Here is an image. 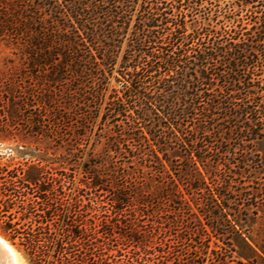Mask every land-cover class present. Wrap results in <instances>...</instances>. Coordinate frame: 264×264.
Instances as JSON below:
<instances>
[{
  "label": "trees",
  "instance_id": "trees-1",
  "mask_svg": "<svg viewBox=\"0 0 264 264\" xmlns=\"http://www.w3.org/2000/svg\"><path fill=\"white\" fill-rule=\"evenodd\" d=\"M248 3L231 1L224 9L215 4L222 24L195 25L188 32L186 18L208 9L198 0H0V40L27 55L36 80L31 85L40 89L30 94L55 112L54 124L77 126L82 105L98 107L107 99L110 114L102 118L114 123L115 142L136 145L155 171L176 166L180 173L169 176L166 198H180L171 210L130 194L132 203L121 192L109 211L77 195L68 201L61 183L53 186L35 165L1 176L0 208L6 213L17 207L26 219L13 221L10 213L2 233L20 245L30 264H182L183 256L189 264L196 257L198 264L205 262L203 236H210L191 210L194 238L192 232L182 236V174L191 188L208 191L202 215L223 225L228 203L244 200L242 178L264 173V159L251 171L246 164L247 143H264V0H258L260 11L248 9ZM243 11L246 18L260 13L253 32L244 31ZM125 37L122 86L108 90L106 68L114 63L116 41ZM233 138L241 160L227 157ZM222 170L228 172L223 176ZM228 221L234 229L235 222ZM188 240L192 251L185 249Z\"/></svg>",
  "mask_w": 264,
  "mask_h": 264
},
{
  "label": "rangeland",
  "instance_id": "rangeland-1",
  "mask_svg": "<svg viewBox=\"0 0 264 264\" xmlns=\"http://www.w3.org/2000/svg\"><path fill=\"white\" fill-rule=\"evenodd\" d=\"M198 1L211 10L202 8L193 18L187 17L188 32H192L195 25H201L204 28L208 24L211 26L218 24L216 27H219L222 24L220 21L222 16L218 9H224L228 2L238 1L241 3L242 0ZM244 1L249 2L248 9L260 11L258 0ZM215 4H219L220 7L218 8ZM216 8H218L217 11ZM235 11L237 12V7L233 10L230 9L228 15L232 16ZM136 13L135 10L133 19ZM259 14L255 13L254 17L248 15L249 17L246 18L245 11L239 13L246 27L244 31L250 33L255 30L251 28L255 16ZM224 21L229 26L235 24L233 19ZM132 24L133 21L130 23L129 29L132 28ZM116 44L119 46L116 48L114 63L106 68L108 90H119L122 86L119 80L123 81L119 70L127 49V37L120 43L116 41ZM260 57L263 61L264 51L261 52ZM30 69L28 57L22 52V48L0 40V177L4 175L6 178H10L9 173H18L20 169H27L29 165H35L38 168L36 172L43 174L46 180L51 178L50 183L52 182L53 186L57 188L61 183L63 190L67 193L68 201L77 195L84 204L89 205L97 201L104 210L109 211L112 198L116 193L121 192L129 196L128 199L132 203L136 201L131 195L139 200L147 199L160 204L168 210L177 205L179 197H174V201H169L166 198L169 192L168 187H170L169 176L177 178L180 174L174 169L176 166H167V171L160 173L151 166L150 160L140 158V152L138 153V150L134 149L136 145L128 141L125 142L127 145H118L115 142L114 123L102 118L104 112L107 111V117L110 114L109 107L106 106L107 99L102 101L98 107L93 104L88 107L82 105L78 112L80 116H83L77 126L74 125L70 128L71 122L69 121L54 124L57 121L54 119L55 112L42 108L36 103V97L30 94V89L40 90L31 85L36 80ZM57 94L59 95L60 92ZM83 101L81 100V102ZM57 105L60 106L59 103L54 106ZM57 108L62 109L58 106ZM12 109L18 110L15 115H10ZM86 111L89 112L87 116L85 115ZM70 116H73V119L76 118L73 113H70ZM238 142L233 138L228 145L231 151L227 157L233 161H235L234 157L237 158L236 160L242 159L240 154L233 152L237 150ZM247 146L250 153L246 164L251 171L257 166L256 162L264 159V143L251 142L247 143ZM130 148L134 150L130 153L135 154L133 157H128L127 152ZM220 167H222V163L219 165ZM233 170L236 173L240 172L236 167ZM226 172L228 170H222L221 175L224 176ZM246 176L242 178V180H246L243 183L244 200L240 204L234 201L228 203L231 209L227 214V220L223 225H220L213 223L208 216L202 215L208 209L204 197L208 191H197L191 188L185 180L186 175L182 174V183H179V187L182 189V205L186 208L182 212V236H189V232L193 234V216L188 215L191 210L194 217L196 216L204 224L206 232L210 236H203L202 247L207 246L206 259L203 264H211V262L219 264L217 258L225 259V264H264V173L258 176L259 179L254 178L256 174L253 172H247ZM95 182L97 184H94ZM1 184L2 179L0 178V187ZM44 187L49 188L50 185L46 184ZM23 189L29 191L27 187ZM40 193L41 191L38 189L36 194ZM227 194L229 197L234 196L232 192ZM247 196L250 198L246 199ZM35 198L38 201L41 200L40 197ZM36 207L38 208L39 205ZM16 210L17 207H12L5 213L3 207L0 208V238L14 246L24 264H30L20 245L13 244L2 233V225L10 213L15 216L13 221L18 220L23 223L26 220L21 219V213ZM43 215H45L44 212ZM228 220L231 223L235 222L234 229ZM212 223L214 228H212ZM187 244L190 245L187 246ZM191 245V240L186 241L185 249L189 248L192 251ZM3 256L0 254V264H11L10 261L6 262L8 259ZM183 257L182 264H189L186 257ZM196 260L194 264H198L201 258L196 257Z\"/></svg>",
  "mask_w": 264,
  "mask_h": 264
},
{
  "label": "bare ground",
  "instance_id": "bare-ground-1",
  "mask_svg": "<svg viewBox=\"0 0 264 264\" xmlns=\"http://www.w3.org/2000/svg\"><path fill=\"white\" fill-rule=\"evenodd\" d=\"M0 254L4 255L8 259V261L5 259L6 262L10 261L11 264H24V261L22 262V259L14 246L8 241H4L3 238H0Z\"/></svg>",
  "mask_w": 264,
  "mask_h": 264
}]
</instances>
